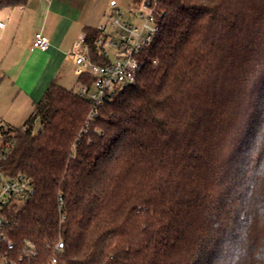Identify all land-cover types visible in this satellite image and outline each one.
<instances>
[{"label":"trees","instance_id":"16d2710c","mask_svg":"<svg viewBox=\"0 0 264 264\" xmlns=\"http://www.w3.org/2000/svg\"><path fill=\"white\" fill-rule=\"evenodd\" d=\"M154 17L136 82L95 118L53 82L21 128L0 127L4 171L35 184L0 264L31 245L45 263L60 239L59 264H264V0H158ZM85 34L106 63L102 31Z\"/></svg>","mask_w":264,"mask_h":264},{"label":"crops","instance_id":"0c3cea01","mask_svg":"<svg viewBox=\"0 0 264 264\" xmlns=\"http://www.w3.org/2000/svg\"><path fill=\"white\" fill-rule=\"evenodd\" d=\"M109 7L108 0H27L0 7V127L21 128L53 82L68 88L79 77L72 48L85 28L103 26ZM37 32L48 37V50L32 47Z\"/></svg>","mask_w":264,"mask_h":264},{"label":"built area","instance_id":"2783aa9c","mask_svg":"<svg viewBox=\"0 0 264 264\" xmlns=\"http://www.w3.org/2000/svg\"><path fill=\"white\" fill-rule=\"evenodd\" d=\"M143 6L147 14L140 13V19L144 20L140 28L130 22L121 20L118 3L110 1L112 13L109 16L111 33H106V25L100 26L102 36L96 40L101 49V55L107 60L106 63H97L92 60L89 44L85 33H81L71 51L76 73L78 76L89 75L94 78L92 86L81 85L79 94L92 104L89 118H95L99 108L104 104L106 98L115 95L122 88L134 84L137 74L143 66L139 59L144 49L150 48L158 26L155 23V7L157 2L149 1ZM49 39L41 32H37L32 40V47L41 51L48 50ZM112 56V57H111ZM94 91L91 92V89ZM14 141H8L0 145V240L8 244V249L13 250L14 245L9 240L8 227L11 211L19 204L29 199L35 190L33 179L25 174L9 176L4 171L3 163L12 149ZM64 198L58 197L59 211L64 209ZM65 254L63 240H58L51 251L47 262L42 264H59ZM39 252L31 245L24 254L18 258L5 257L2 264H39Z\"/></svg>","mask_w":264,"mask_h":264},{"label":"rangeland","instance_id":"374dc122","mask_svg":"<svg viewBox=\"0 0 264 264\" xmlns=\"http://www.w3.org/2000/svg\"><path fill=\"white\" fill-rule=\"evenodd\" d=\"M111 1V0H108ZM118 3V8L121 13V20L122 21H127L130 22L140 28L143 27L144 20L140 19L139 15L140 13L144 12V14H147V10L143 8L144 4L146 1H152V2H157L158 0H115ZM112 8L109 7L107 10L106 17L104 19V24L103 26L106 27V33H111L112 32V27L109 24V16L112 13ZM112 57V56H111ZM78 78H74L72 84H68L69 90H73L76 93L80 92V86L78 83ZM94 91V88L91 89V92ZM39 122H36L34 131L37 132L39 129Z\"/></svg>","mask_w":264,"mask_h":264},{"label":"water","instance_id":"95a60500","mask_svg":"<svg viewBox=\"0 0 264 264\" xmlns=\"http://www.w3.org/2000/svg\"><path fill=\"white\" fill-rule=\"evenodd\" d=\"M147 4L150 5V2H148Z\"/></svg>","mask_w":264,"mask_h":264}]
</instances>
